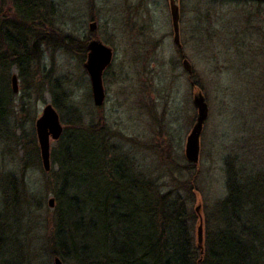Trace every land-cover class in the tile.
Wrapping results in <instances>:
<instances>
[{"label":"rangeland","instance_id":"374dc122","mask_svg":"<svg viewBox=\"0 0 264 264\" xmlns=\"http://www.w3.org/2000/svg\"><path fill=\"white\" fill-rule=\"evenodd\" d=\"M45 3L48 22L31 26L49 42L41 46L40 60L24 77L17 66L2 72L12 96L0 120V264H55L50 242L55 209L49 201L63 184L60 142H51L46 171L36 131L48 105L68 133L102 125L114 146L106 158L120 153L169 201H183L192 237L197 242L200 227L205 237L208 222L215 225L216 204L227 196L228 171L264 173V3L178 0L180 45L169 0ZM6 5L12 18L13 4ZM93 40L113 50L103 74L102 107L94 105L84 68L88 53L82 47ZM13 75L19 93L13 92ZM198 93L209 114L199 161L191 164L185 151ZM16 197H22V223L14 220ZM255 223L264 237V206ZM100 242L105 245L103 238Z\"/></svg>","mask_w":264,"mask_h":264},{"label":"trees","instance_id":"16d2710c","mask_svg":"<svg viewBox=\"0 0 264 264\" xmlns=\"http://www.w3.org/2000/svg\"><path fill=\"white\" fill-rule=\"evenodd\" d=\"M46 8L45 0H0L1 121L12 96L2 72L17 66L24 77L40 60L41 46L49 42L31 26L48 22ZM110 139L102 125L92 124L72 133L65 129L59 140L63 184L55 194L50 241L55 258L63 264H264V237L255 223L264 206V173L228 171L227 196L216 204L215 225L208 222L200 247L184 202L169 201L120 153L113 151L112 159L106 158L114 147ZM21 200H14V220L19 223L25 215Z\"/></svg>","mask_w":264,"mask_h":264},{"label":"water","instance_id":"95a60500","mask_svg":"<svg viewBox=\"0 0 264 264\" xmlns=\"http://www.w3.org/2000/svg\"><path fill=\"white\" fill-rule=\"evenodd\" d=\"M171 6V16L174 29V40L177 45H180V8L178 0H169ZM264 2V0H244ZM95 26L91 27V30ZM88 59L84 64L87 71L92 88L93 102L96 107H102L106 101V92L103 84V74L110 67L113 60V50L104 45L101 41L93 40L87 46ZM184 66L188 72L192 68L187 60L184 61ZM12 88L14 93H19V79L17 75L12 76ZM193 105L197 110L196 123L188 136L186 144V159L191 164H197L200 153V138L203 132L204 124L208 119V105L202 93L194 96ZM36 131L38 136L39 147L41 150V158L46 171L51 169V142L59 141L63 135L64 127L61 123L60 116L52 105H48L42 117L36 122ZM49 207L55 208V199L49 201ZM204 242L203 228L198 231V243L202 247ZM55 264H63L60 258L55 259Z\"/></svg>","mask_w":264,"mask_h":264},{"label":"flooded vegetation","instance_id":"af4514ba","mask_svg":"<svg viewBox=\"0 0 264 264\" xmlns=\"http://www.w3.org/2000/svg\"><path fill=\"white\" fill-rule=\"evenodd\" d=\"M87 46H88V44H87ZM87 49V48H86ZM87 53H88V51H87ZM87 59H88V54H87Z\"/></svg>","mask_w":264,"mask_h":264}]
</instances>
